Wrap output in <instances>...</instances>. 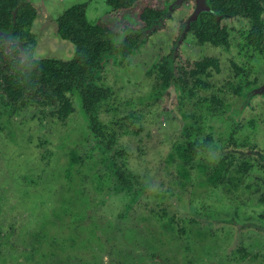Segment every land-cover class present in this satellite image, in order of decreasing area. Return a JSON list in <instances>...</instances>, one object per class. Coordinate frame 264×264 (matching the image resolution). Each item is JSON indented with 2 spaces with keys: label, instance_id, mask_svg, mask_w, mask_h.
Returning <instances> with one entry per match:
<instances>
[{
  "label": "rangeland",
  "instance_id": "obj_1",
  "mask_svg": "<svg viewBox=\"0 0 264 264\" xmlns=\"http://www.w3.org/2000/svg\"><path fill=\"white\" fill-rule=\"evenodd\" d=\"M59 2L41 4L36 27L39 34L41 25L47 28L37 51L43 50L44 57L70 59L74 43L62 38L57 26L55 32L44 25L54 22L69 5L66 0ZM148 4L167 6L164 0H142L129 10L115 13L104 7L99 12L101 19L125 35L144 26L139 13ZM100 6L99 1L93 15ZM90 19L99 18L91 14ZM148 42V48L125 59L122 66L113 63L115 58L107 65L102 84L111 89L110 97L97 107L104 133L101 138L82 117L74 94L70 98L77 111L67 120L51 116L45 106L29 103L14 108L7 98L0 100V239L8 241L0 248V264H49L50 251L58 249L52 246L60 235L54 239L51 234L57 230L66 245L52 264H254L253 240L247 257L242 259L234 252L226 262L220 233L226 224L223 219L235 214L234 204L243 207L239 215L251 218L247 214H252L256 192L253 171L242 173L244 179L238 186H214L209 177L225 157L233 162L230 174L237 173L241 161L253 159L250 144L260 133L246 124L238 126L232 136L226 130L227 124L237 121L230 113L239 114L245 99L263 89L262 81L245 88L239 97L229 95L222 104L209 102L211 95L221 96V73L213 78V87H193L194 97L187 91L160 94L158 70H147L159 49L157 36H148ZM212 53L227 70L224 54L196 46L195 41L187 53L172 60L178 67L186 58L190 62ZM210 107L215 111H209ZM113 134L116 142L110 148L108 139ZM261 135L263 141L262 129ZM206 137L208 144L199 146L189 166L183 167L181 159L172 157L176 143L193 139L202 143ZM119 172L128 173L130 182L119 185ZM118 189L120 194L114 196ZM20 208L35 210L37 218L26 216L17 223ZM121 214L128 229L123 241L113 233L122 225ZM180 225H185L190 240L177 238L178 232L185 234ZM242 244L238 236L234 248ZM196 256L206 257L200 262Z\"/></svg>",
  "mask_w": 264,
  "mask_h": 264
},
{
  "label": "flooded vegetation",
  "instance_id": "obj_2",
  "mask_svg": "<svg viewBox=\"0 0 264 264\" xmlns=\"http://www.w3.org/2000/svg\"><path fill=\"white\" fill-rule=\"evenodd\" d=\"M43 1L45 0H0V100L3 97L4 99L7 98L10 106L14 108L23 107L29 103L38 104L50 108L51 116H57L62 120H67L71 114L77 111L75 106L79 104V110L83 112L82 117L89 121L93 132L101 138L104 133L97 114V107L102 101H106L110 97L111 89L102 84L107 65L109 62H113V58H115L116 60L113 63L117 66H122L125 59H129L135 53L139 54L140 49L145 46L148 48L150 46L148 36H154V38L157 36V43L159 44L156 58L150 63L147 70L151 68L158 70L156 78L157 85L160 86V94L165 92L171 96L176 92L180 94V91H187L186 93L188 95L194 97L196 92L193 90V87H213V78L216 77V74L221 73L224 74L222 76L223 86L220 88L221 96L218 94L211 95L209 102L210 104H217L219 102L222 104L227 102L225 98H229V95L239 97L245 88L250 87L253 83L262 81L260 84L263 85V89L260 90L261 87L258 88V92L253 97L251 96L245 99V104L242 108L246 106L240 109V113H230L232 120L237 121H233V124H227L228 130H226L229 136H232L234 130L238 129V126L246 124L249 127L251 126L253 131L257 130L260 133L259 136L256 133V138L250 144L252 145L253 153L251 156H253V159H251V162L241 161L237 167V173L230 174L233 171V162L230 161L231 158L225 157L221 160L220 165L214 169L213 173L210 174L211 177L217 170H220V177H218L217 184H213L210 177L209 180L214 186H217L219 183H232L238 186L244 179L242 173H247L250 170L253 171V182L256 187V192L252 199V214H247L251 218H243L239 215L243 207L241 208L238 204H234L236 210L233 218L228 215L227 218L223 219V222L226 224L221 228L220 232L222 243L221 251L222 253L224 252V260L226 262H229V259L233 257L234 252L236 254L239 253L243 259L249 255L251 247L250 241L253 240L254 264H264V188H261L262 185L264 186V140L262 141L260 138L262 136L261 129L264 133V74L262 75V72H264V61H262V59L264 60V0H164L167 3V6L164 7H158L153 4L145 5L144 7L148 6L161 11L158 17L153 18L148 25L140 18V12L139 18L144 22V26L140 29H134V31L123 35L121 31L115 30L109 23L105 22L113 31H116V34L109 36L111 42L110 49L103 52L99 64L95 66V69L82 86L80 84L73 85L72 88L64 92V96L61 99L54 97L46 99L38 98L26 93V96L21 95L16 100L11 97V92L14 87L13 84L18 83L19 77L17 73L21 70L35 68L31 65L34 60L57 59L71 61L76 58L78 50L77 44L71 39L64 38L59 32L60 17L68 9L80 5L85 9L88 21L92 25H95L103 20L101 19L102 15L100 16V8L107 7L116 13L132 9L142 0H139L130 8L125 7L121 2H116V0L115 3H111L110 0H66L69 5H65L66 9L64 12L60 13L54 19V22L48 21L44 25L49 24L51 28L55 29V32L57 26L59 35L74 43L75 50L70 55V59L44 57L45 52L43 50L37 51L39 50L40 37L47 28L41 25V33L39 34L36 27V21L39 17ZM99 1L102 3V6L94 9L96 12L93 15L92 9L98 5ZM59 3L64 5L65 2ZM171 4L174 5L173 9H170ZM91 14L96 19L97 17L99 19L92 21L90 19ZM32 16H34L33 20L31 19ZM236 31L238 33L235 34ZM144 32H147V36L144 35ZM129 35H136L138 37L134 42L132 40L126 41L128 43L127 46L124 41ZM193 41H195L196 46H208L210 50H218L224 54L228 62L227 70H223L222 59L213 53L196 58V60L190 62L186 58L176 67L174 65L175 60H172V57L176 59L182 55L183 51L187 53L188 45H191ZM160 51L163 52L161 53ZM81 53H83V50H81ZM242 58L245 59L243 60ZM251 63L252 65H250ZM122 68H125V66ZM116 70L118 71V68ZM252 73L254 75L253 77L251 76ZM114 75L117 76V73ZM10 81H12L11 84ZM89 88H92L96 93L101 95L85 98L84 92ZM70 93L76 95V99L78 100L77 105L70 98ZM68 103L70 104L71 111L65 115L64 111L68 107ZM208 109L211 112L215 111L211 107ZM224 109L227 110L226 107ZM39 118L43 117L39 116ZM209 139V137H206L202 143L196 139L189 140L188 142H178L174 146L173 157L181 159L179 156L180 145L189 144L188 149L192 152V159L187 165L189 166L194 160L199 146L208 144ZM232 140H229L226 145L227 147H229ZM115 142L116 136L113 134L108 139V147L111 148ZM181 163L183 165L184 161L182 160ZM130 180L131 178L128 173H121L119 185L126 184ZM113 193L114 196L120 194L119 189ZM101 210V208L98 209L99 212ZM34 212L36 213L35 210ZM33 213L29 209H22L16 222L19 223L21 219H26V216H31V220H35L37 216H33ZM123 216L121 214L122 225L120 228L113 230L116 238L121 237L122 241L125 239L123 236L124 233L128 230L126 229L127 226L124 225L125 220ZM230 218L232 219L230 220ZM46 220L47 218L43 219V221ZM236 224L242 225L236 227ZM16 225L18 226V224ZM228 225L232 226L229 227ZM20 228H24L23 225ZM179 229L185 232V234L178 232L177 238L180 241L190 240V237L186 234L185 225H180ZM18 232L16 230L14 234L16 235ZM10 234L12 233L10 232ZM30 234L28 233V235ZM51 234L54 236V239L55 235L59 234L60 236H58L59 240L57 244H53L52 246V248L56 246L59 250L52 249L50 251L52 254L50 259L47 260L49 264H52V259L62 255L63 246L66 245L61 237L63 233H58L57 230L54 234ZM31 235L35 241H38L35 238V234ZM238 236L242 237L243 244L236 250L234 246ZM4 239L6 237L0 239V248L3 247L4 243H8ZM71 242L73 243V241ZM193 247L194 244L192 243ZM205 248L207 249V247ZM194 250L197 253L196 247H194ZM58 252H60V255L56 254ZM210 253L212 254L214 252L212 251ZM207 254L208 251L205 255ZM196 257L201 262L206 256L203 259L198 256ZM25 258L27 257H23V260ZM191 264H195V262H191Z\"/></svg>",
  "mask_w": 264,
  "mask_h": 264
},
{
  "label": "trees",
  "instance_id": "obj_3",
  "mask_svg": "<svg viewBox=\"0 0 264 264\" xmlns=\"http://www.w3.org/2000/svg\"><path fill=\"white\" fill-rule=\"evenodd\" d=\"M139 0H116L125 7L130 8ZM115 3V0H110ZM161 10L144 7L140 13V18L148 25L153 18L158 17ZM33 17L31 19L33 20ZM59 32L64 38L71 39L78 46L77 56L71 61H62L57 59L34 60L31 65L35 68L30 70H21L17 73L18 83L13 84L11 97L18 99L21 95L28 93L38 98H59L64 96V92L75 84H84L95 66L99 64L104 51L110 49L111 42L109 36L116 34L111 27L101 20L92 25L86 16V11L80 5L68 9L59 20ZM108 37V38H107ZM138 36L129 35L126 41L136 40ZM83 50V53H81ZM130 50V49H129ZM12 81H10L11 84ZM23 85H22V84ZM85 93V98L101 95L89 88ZM71 111L70 104L66 107L64 113L67 115ZM189 144H181L179 156L184 161L183 167H186L192 159V152L188 149ZM173 157V154H172ZM220 177V170L211 175L213 184H217Z\"/></svg>",
  "mask_w": 264,
  "mask_h": 264
}]
</instances>
